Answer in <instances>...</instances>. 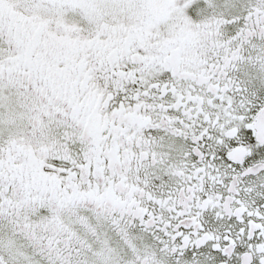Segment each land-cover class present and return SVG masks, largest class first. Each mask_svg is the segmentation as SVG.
<instances>
[{
  "label": "snow or ice",
  "instance_id": "obj_1",
  "mask_svg": "<svg viewBox=\"0 0 264 264\" xmlns=\"http://www.w3.org/2000/svg\"><path fill=\"white\" fill-rule=\"evenodd\" d=\"M0 264H264V0H0Z\"/></svg>",
  "mask_w": 264,
  "mask_h": 264
}]
</instances>
